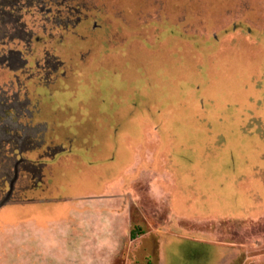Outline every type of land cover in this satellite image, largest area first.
I'll use <instances>...</instances> for the list:
<instances>
[{
	"label": "rangeland",
	"instance_id": "1",
	"mask_svg": "<svg viewBox=\"0 0 264 264\" xmlns=\"http://www.w3.org/2000/svg\"><path fill=\"white\" fill-rule=\"evenodd\" d=\"M15 4L66 79L30 87L61 152L0 180V264H264V0Z\"/></svg>",
	"mask_w": 264,
	"mask_h": 264
},
{
	"label": "flooded vegetation",
	"instance_id": "2",
	"mask_svg": "<svg viewBox=\"0 0 264 264\" xmlns=\"http://www.w3.org/2000/svg\"><path fill=\"white\" fill-rule=\"evenodd\" d=\"M15 3L16 0H0V180L9 181L18 179L20 173L27 174L28 179H42L50 159L61 152L47 136L52 128L41 117V94L30 91V87L34 83L48 87L66 79L64 60L50 53L44 54L42 60L30 58L34 36L26 38L11 22ZM2 24L9 28L3 29ZM70 24L63 29H70ZM3 70L10 72L4 81Z\"/></svg>",
	"mask_w": 264,
	"mask_h": 264
},
{
	"label": "crops",
	"instance_id": "3",
	"mask_svg": "<svg viewBox=\"0 0 264 264\" xmlns=\"http://www.w3.org/2000/svg\"><path fill=\"white\" fill-rule=\"evenodd\" d=\"M146 173H148V171H145ZM144 178L146 179V176L144 175ZM147 180V179H146ZM114 192V191H113ZM111 194V192H108ZM167 200V199H166ZM157 234H156V237L155 238H162V235L164 236H169V235H173L172 233L170 232H167V229L165 227H160L159 229H157ZM163 236V237H164ZM176 236H179V235H176ZM201 241V240H200ZM161 254H162V251H161Z\"/></svg>",
	"mask_w": 264,
	"mask_h": 264
},
{
	"label": "trees",
	"instance_id": "4",
	"mask_svg": "<svg viewBox=\"0 0 264 264\" xmlns=\"http://www.w3.org/2000/svg\"><path fill=\"white\" fill-rule=\"evenodd\" d=\"M142 234V231H141V228L140 226H133L131 228V231H130V236L132 239H135L136 237H138V235Z\"/></svg>",
	"mask_w": 264,
	"mask_h": 264
}]
</instances>
